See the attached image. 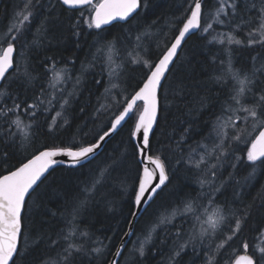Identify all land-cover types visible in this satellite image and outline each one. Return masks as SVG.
I'll use <instances>...</instances> for the list:
<instances>
[{
	"label": "snow or ice",
	"instance_id": "1",
	"mask_svg": "<svg viewBox=\"0 0 264 264\" xmlns=\"http://www.w3.org/2000/svg\"><path fill=\"white\" fill-rule=\"evenodd\" d=\"M57 4L66 11L79 10L81 17H87L73 24L72 34L77 37V44L84 24L94 30L90 34L95 38L92 44L95 52L80 63V75L76 77L72 91L62 92L61 110L56 113L61 118L59 127L71 124L68 112L78 98L87 73L93 74V83L104 89L101 96L108 101L100 103L98 100L90 114L92 123H102V117L107 115L108 124L92 140L85 139L88 132L81 129L79 141L73 137L63 146L37 148L30 156L18 158L6 174H0V264H26L42 241L56 251L37 264H123L129 243L133 245L135 264H143L146 246L153 243L158 229L163 232L160 242L170 244L167 264H180L189 249L198 257L197 264H264V246H259L264 227L258 230L257 240L250 247L243 233L250 220L251 205L239 202V192L234 191L231 200L226 195L240 183L235 179V169L240 163L250 168L246 181L255 175L257 168H264V56L257 52L248 68H239L235 49L231 47L233 44L264 47V0H185L181 14L170 22L169 30L174 28L176 32L171 40L167 39L164 30L154 31L155 22L133 25L146 7L143 0H56L55 3L48 0L46 5L42 0H19L10 22L0 28V89H3L0 91V119L14 126L16 132H22L21 146L30 145L35 134L32 123H24L21 110L36 120L38 113L43 115L51 110V94L46 95L43 88L33 95L31 102L21 99L18 91L35 87L40 79L32 67L31 55L46 41L51 43L52 26L59 19ZM113 22L129 26L123 38L106 35V26ZM240 33L244 38H237ZM193 35L199 36L206 45L222 46L209 51L211 62L220 66L214 83L227 94L221 99L220 111L205 137L209 144H200L203 154L190 152L181 159V163L193 170L198 191L194 189L195 194L185 193L179 197L170 215L158 217L137 245L132 238L136 236L135 225L141 219V213L147 212L170 186L166 161L161 152H153L152 139L161 112L164 85L168 83L171 68L175 67L174 61L178 62V52L183 51L186 41ZM124 45H131L136 55L125 60L121 55ZM161 47L162 51L159 50ZM105 52L108 54L106 59ZM71 63L72 68L65 62L62 69L65 82L71 80L76 66L75 60ZM130 66L141 73L142 78L134 87H125L121 82H126ZM45 69L49 70L46 65ZM50 71L60 78L55 67ZM105 73L107 84L102 83ZM115 89L119 91L114 92ZM183 91L181 87L178 94ZM5 97L12 99L11 106L5 103ZM198 103L197 110L202 111L207 98L201 97ZM80 111H84L83 106ZM129 125L137 163L131 190L134 211L128 217L129 222L117 245L112 247V239L108 237L93 239L94 234L80 229L76 223L95 202L98 189L113 165L98 170V174L81 189V194L72 197V206L68 210L71 217L69 230L60 229L56 238L29 233L25 239L24 233L28 231L24 223L26 202L48 179L49 170L60 163L56 158H68L71 168L85 167L101 154L99 150L113 133ZM48 131H59V128L49 125ZM16 132L9 127L6 133L13 147L16 146ZM190 133L191 128L185 127L179 137L174 138L173 151L182 153ZM0 142H9L3 132H0ZM11 156L8 151H0V165L8 163ZM226 168L230 170L226 172ZM259 195L264 199V193ZM204 204L211 205L210 213L201 210ZM185 225H189L187 230ZM89 240L92 246H89Z\"/></svg>",
	"mask_w": 264,
	"mask_h": 264
},
{
	"label": "trees",
	"instance_id": "2",
	"mask_svg": "<svg viewBox=\"0 0 264 264\" xmlns=\"http://www.w3.org/2000/svg\"><path fill=\"white\" fill-rule=\"evenodd\" d=\"M18 2L19 0H0V28L10 22ZM42 2L46 5L48 0H42ZM52 2L55 3L56 0H52ZM143 2L146 7L140 12V16L137 21L133 22V25L155 22L154 31L159 33L164 30L167 39L171 40L176 32L174 28L169 30L170 22L181 14L185 0H143ZM57 16L59 19L52 26L49 36L51 43L46 41L42 48L31 55L32 67L39 74V81L36 82L35 87L18 91L21 99H27L31 102L33 95L43 88L46 90V95L51 94V110L43 115L38 113V120L21 110L20 116L24 123L31 122L35 133L30 145L21 146L22 132H16L14 126L0 119V132L5 133V139L9 141L7 143L0 142V151H8L12 154L8 163L0 165V174H6L7 170L16 165L18 158L30 156L37 148L53 145L63 146L68 144L73 137L79 141L81 129L88 132L85 139L92 140L101 128L108 124L107 115L102 117V123H92L90 114L98 100L100 103H108V101H105L101 96L104 89L93 83V74L87 73L85 83L80 86L78 98L73 101L68 112L71 124L67 127H59L61 118L57 117L56 113L61 110L59 103L62 92L60 89H53L52 86H49V81L52 84V71L50 69L53 67L63 69L65 62H67L68 68H72L71 62L75 60L76 66L73 72L79 74L80 63L86 57L90 58V54L95 52V49L92 48L95 38L90 34L94 30L88 29L87 25L84 24L79 44H77V37L72 34L73 24L75 21L87 18L86 16L81 17L79 10L66 11L57 4ZM106 28L108 29L106 35L109 38H123L124 33L129 30V26L120 22ZM221 31L225 30L221 29ZM237 38H244V34H238ZM219 47L222 46L219 44L206 45V42L199 36L193 35L191 39L186 41L183 51L179 53L178 62H174L175 67L171 68L168 83L164 85L161 112L152 139L153 152H161L162 158L166 161L170 186L143 214L136 226V236L132 239L144 236L158 217L170 215L177 205L179 197L185 193L195 194L194 189L198 191L193 170L181 163V159L182 157L186 158L190 152L203 154L204 149L200 147V144H209L205 137L211 131L212 122L220 111L221 99L227 94L226 91L221 90L219 85L214 83V77L220 72V66L211 62L209 50ZM231 47L235 49L236 66L239 68H248L252 62L251 58L257 52L264 56V47L261 46L244 47L233 44ZM159 50L162 51L163 48L161 47ZM155 52L156 49L153 48V53L155 54ZM103 55L106 59L108 54L105 52ZM121 55L125 60H128L134 57L136 53H133L131 45H124L121 49ZM47 57H51L52 60H46ZM18 62L23 64L22 60ZM45 65L49 70L45 69ZM96 71H99V65H97ZM141 78L142 74L133 71L130 66L126 82L121 83L125 87L128 85L134 87ZM107 82L108 77L105 73L102 83L107 84ZM181 87L184 89L183 94H178ZM128 90L131 91V88ZM70 91L68 90V92ZM115 91H119V89H115ZM201 97L207 98V104L202 111H198V101ZM5 103L11 106L12 99L5 97ZM82 106L83 112L80 111ZM49 125L59 128V131L49 132ZM9 127H12L13 132H16L15 147L10 142L11 138L6 135ZM130 127L129 125L121 128L108 140L101 154L85 167L71 168L60 165L50 172L48 179L40 185L37 193L26 202L27 215L24 217V223L28 226V231L24 233L25 239L28 238L29 233L33 235L40 233L45 238H56L60 229L69 230L71 217L68 215V210L72 206V197L81 194V189L98 174V170L113 165L112 168H109L102 187L98 189L95 202L84 214V218L77 220L76 223L80 229H87L94 234L93 239L103 240L108 237L112 239V247L117 245L121 232L125 230V225L129 222L128 217L134 211L131 190L136 179L137 163L133 156L134 142L130 140ZM185 127L191 128L190 137L184 142L182 153L178 154L173 151L175 147L173 140L179 137V133ZM229 170L225 169L226 172ZM248 174L249 167L240 163L235 169V179L239 180L240 183L229 189L226 195L231 200L233 192H239V202L251 205L250 220L243 233L251 247L257 240L258 230L264 227V199L259 195L264 193V168H257L255 175L248 179L246 184H243L242 182ZM179 191L180 194L178 195L177 192L179 193ZM167 227H171V225H167ZM188 227L189 225H185V230ZM162 239V229H158L153 243L146 246L143 264H167L170 244L161 243L160 240ZM261 239H259V244ZM88 244L92 246V241L89 240ZM53 250L46 247L42 241L32 252L26 264H37V261L54 255L55 251ZM127 252L128 256L123 264H135L132 257L128 259L131 253V243L128 245ZM197 260L198 257L194 256L189 249L182 256L180 264H197Z\"/></svg>",
	"mask_w": 264,
	"mask_h": 264
},
{
	"label": "rangeland",
	"instance_id": "3",
	"mask_svg": "<svg viewBox=\"0 0 264 264\" xmlns=\"http://www.w3.org/2000/svg\"><path fill=\"white\" fill-rule=\"evenodd\" d=\"M56 72L60 73V78H57L56 73L52 72V74H51V76H52V84H51V86H52L53 89H60L61 92L72 90L76 77L80 75V73L76 74L75 72H73L71 80H68L67 82H65L64 79H63L62 69H56ZM60 104H62V100L60 101L59 105ZM249 172H250V168H249ZM251 178L252 177H249L248 179H251ZM242 183L246 184L247 181L244 179V181ZM177 194L179 195L180 191H179V193L177 192ZM201 210L202 211H207V212L210 213L212 211V207H211V205L207 204V205H204ZM143 239H144V236H141V237L139 236V239L136 238V239H133V241L136 242V244L138 245L139 244V240H143ZM263 241H264V237H262V239L260 240L259 246H264ZM132 250H133V245L131 243V253L129 254V258L128 259H130L132 257ZM53 251H56V249H54Z\"/></svg>",
	"mask_w": 264,
	"mask_h": 264
},
{
	"label": "water",
	"instance_id": "4",
	"mask_svg": "<svg viewBox=\"0 0 264 264\" xmlns=\"http://www.w3.org/2000/svg\"><path fill=\"white\" fill-rule=\"evenodd\" d=\"M114 23H117V22H113V24H114ZM120 23H123V22H120ZM113 24H112V25H113ZM108 26H111V25H108ZM106 27H107V26H106ZM179 53H180V52H178V55H179ZM174 62H175V61H174ZM158 117H159V116H158ZM157 122H158V120H157ZM119 130H120V129H118L117 132H118ZM154 130H155V129H154ZM117 132L113 133L112 136H111L109 139H111V138H112ZM105 145H106V144L102 145L101 150H99L100 153L102 152V150H103V148L105 147ZM56 159H57L58 161H60V163L57 164L56 166H54V168H56L57 166H60V165L69 166V159H68V158H66V157H62V156H61V157H57ZM52 170H53V169H50L49 172H51ZM144 213H145V212H142V213H141V217L143 216ZM137 223H138V222H137ZM137 223H136L135 227L137 226Z\"/></svg>",
	"mask_w": 264,
	"mask_h": 264
}]
</instances>
